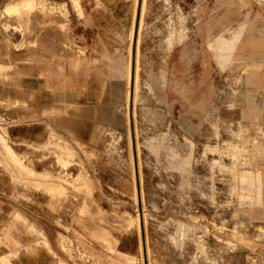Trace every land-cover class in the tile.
Returning <instances> with one entry per match:
<instances>
[{"label": "rangeland", "instance_id": "1", "mask_svg": "<svg viewBox=\"0 0 264 264\" xmlns=\"http://www.w3.org/2000/svg\"><path fill=\"white\" fill-rule=\"evenodd\" d=\"M9 1L15 0H0V13ZM35 1L25 13L27 27L6 14L0 48L2 32L9 31L14 49L56 29L55 20L64 16L50 7L54 0ZM247 1L250 8L232 15L229 27L236 29L248 14L250 39L264 57V0ZM56 2H66L62 21L69 24L68 51L76 55L91 44L94 28L85 30L86 40L74 39L82 21L70 1ZM83 2L86 10L94 4ZM101 2L100 13L112 10L121 28L115 53L95 68V83L86 71L70 68L69 59L56 60L62 70L46 74L54 76L52 93L60 94L54 100L7 76L28 64L39 74L38 62L19 56L14 68L0 63V76L9 78L0 79V256H7L0 264H109L117 255L91 232L128 255L129 264H264V207L247 200L257 190L256 172L264 174V58L260 83L248 84L244 66L224 68L231 44L209 45L223 69L208 48L207 16L222 12L209 11L214 0H145L130 108L123 75L137 0L115 8ZM187 35L183 54L177 44ZM248 93L261 110L257 119L248 111ZM203 97L207 113L196 116L191 105ZM74 100L78 107L56 116L74 126V134L54 129L52 114H33L41 105Z\"/></svg>", "mask_w": 264, "mask_h": 264}, {"label": "crops", "instance_id": "2", "mask_svg": "<svg viewBox=\"0 0 264 264\" xmlns=\"http://www.w3.org/2000/svg\"><path fill=\"white\" fill-rule=\"evenodd\" d=\"M17 1L19 0L9 1L4 4L0 13V19H4V22L0 24L1 27L8 26L6 24L9 22L8 17L6 16V10L8 7L17 8L19 14L16 15L17 17H13H16L17 19L21 20L23 26L27 27V16L25 14L27 10L23 8V3L26 0L21 1L19 4L15 3ZM32 1H34L36 4L35 0ZM56 1L59 0H54V2L49 1L50 7L54 8L56 12H62L64 16L62 18H66V15H68L66 2L58 3ZM68 1H70L72 10L76 14V16L82 21L80 30L73 34V38L78 40H86L87 36L85 30L94 28L91 44H88L83 47H78L76 55H73L68 51V44L66 40L67 36H65V32L66 28L68 29L69 24L67 23V21L66 23L62 21V18H60L59 20H55V25H53V27L56 28L55 30H51L48 33L44 34L37 33L30 36L28 38V45L24 47L10 49L8 46L10 42V37L8 34L9 31L7 33L2 32L3 45L0 48V63H5L6 66L11 69L14 68L12 62L15 59L20 58L19 56H23V58L20 59L30 63L38 62L40 64L39 74H37L34 64H28L17 66L15 68L16 71L12 72V74H9L7 76L17 78L23 88H25V90L29 92H37L43 97L51 96L54 100H58L60 98L59 93H52L51 91V89L53 88L52 80H54V76L51 75L48 78L46 77L47 71L53 72L56 69V72H58L62 70L60 66H54V62L64 57L66 59H69L68 66L70 68L74 70L86 71L95 83V76H100V71L95 68L101 60H104L107 57L110 58L115 53L114 45L118 42L115 33L121 28V19L118 15L114 14L112 10H110L109 13L106 15L100 13L103 6L101 4V0H94V4L93 6H91L90 10L84 9L83 0ZM104 1L115 8L119 1L124 2L126 0ZM256 1H258V3L261 2L260 0ZM219 8H222V12L216 18H211L210 16H207L208 29L206 33L209 50L212 51L209 45L215 43L216 40H222V42H228V44H231L233 46V50L231 51L228 58V63L224 66V68L229 64H233L234 62L241 66H244L246 70L249 71L246 77V83L258 85L261 81V76L258 70L262 66V60L264 57L261 51V47L252 43L250 39L252 31L249 30L247 27V23L250 22L248 14L242 17V22L238 21L241 23L238 24V27L236 29H232L229 27V24L233 22L230 17L232 15H238L240 11L245 8H250V3L247 0H214L212 6L208 7L209 11H215ZM99 19H104V24H98L97 21ZM196 30L197 32L200 30L198 25L196 27ZM187 38L188 35L185 36L183 40L177 44L184 46L183 54H185L187 50V46L185 44ZM240 43L241 48L239 49V54L235 56L232 55L237 49L238 44ZM193 45L194 41H192V49ZM170 52L166 53L163 60L167 59ZM213 58L215 59L217 66L220 69H223L219 66L218 59L215 53L213 55ZM163 60L161 64H163ZM164 64L166 66V62ZM0 79L6 80L9 78L6 76H0ZM167 84L168 83L166 79V85L165 87H163L162 92L166 89ZM113 86L114 85L111 86V92L116 91ZM175 87L181 88V86L178 84H176ZM205 98H199L198 100L192 103L191 108L193 109V112L196 116H201L207 113L205 112ZM77 100L68 103L62 101V107H56L53 105L48 107L45 105H41L38 111L33 114L39 116L52 114L54 129H63L69 131V133L71 134H74V126H71L69 123L67 124L66 121H64L63 119H58L56 116H58V113L65 111L66 107H68L69 105L78 107L79 103ZM247 101L251 105L248 107V111L253 114L255 119H257L261 113V110L258 108H253V96L250 93H248ZM76 110L78 109L76 108ZM255 180L257 189L256 193L248 195L247 200L250 205L255 204L264 207V174L257 171L255 174ZM14 219L16 221H21L22 217L18 214H15ZM81 224L85 226L82 221ZM91 233L92 236L96 238L99 242H101L110 253L117 255L116 258L113 259L112 262H110L109 264H129L130 261L128 255L117 252L109 242H106L105 238L101 239V237L98 236L95 232ZM102 236H104V234H102ZM44 244L47 245V242L45 241ZM4 258H7V256H0V260Z\"/></svg>", "mask_w": 264, "mask_h": 264}, {"label": "bare ground", "instance_id": "3", "mask_svg": "<svg viewBox=\"0 0 264 264\" xmlns=\"http://www.w3.org/2000/svg\"><path fill=\"white\" fill-rule=\"evenodd\" d=\"M144 3H145V0H137V5L135 6L136 7V13L134 12V15H133V23H132L131 33H130V43L128 44L129 47H128L127 66H126L125 74L123 75V78L126 81V83H125L126 84L125 85L126 86V92H125V96H124L125 97V103L130 108H133V105H134L135 100H136L137 90H138V70H139V56H138V44H139L138 38L139 37H138V35H139V28H140L141 20H142ZM34 6H35V2L32 0H26L23 3V8L27 11L31 10ZM6 14L9 17H12V16L18 15L19 13H18L16 7H8L6 10ZM131 131H132V129H131ZM131 162L133 163V159ZM133 173H134V171H133ZM134 176H135V174H134ZM135 185H136V183H135ZM134 191H135V193H137L136 187H134ZM138 196H139V194H138ZM138 221L139 220H137V222ZM138 227H139V225H138ZM145 257H146V252L144 254V260H145ZM146 259H147V257H146Z\"/></svg>", "mask_w": 264, "mask_h": 264}]
</instances>
